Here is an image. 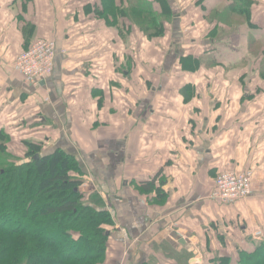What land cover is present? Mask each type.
Masks as SVG:
<instances>
[{
	"label": "crops",
	"instance_id": "crops-1",
	"mask_svg": "<svg viewBox=\"0 0 264 264\" xmlns=\"http://www.w3.org/2000/svg\"><path fill=\"white\" fill-rule=\"evenodd\" d=\"M231 2L187 9L172 29L182 39L155 38L146 53L144 34L131 46L98 0H0V128L76 158L72 175L115 222L106 264H264V0L255 28ZM40 38L55 39L57 55L34 86L16 60ZM182 56L200 65L185 69ZM248 169L250 196L211 198L221 172Z\"/></svg>",
	"mask_w": 264,
	"mask_h": 264
},
{
	"label": "trees",
	"instance_id": "trees-1",
	"mask_svg": "<svg viewBox=\"0 0 264 264\" xmlns=\"http://www.w3.org/2000/svg\"><path fill=\"white\" fill-rule=\"evenodd\" d=\"M204 1L196 4L204 7ZM129 4L127 9L117 6L118 0H98L95 12L118 27L125 39L132 37L133 29L149 39L166 36L165 22L175 18L170 0ZM255 4L254 0H233L230 9L255 28ZM211 14L205 12L206 17L212 18ZM122 18L131 22L128 29L124 21L121 24ZM219 34V28H214L211 37ZM210 44L224 48L216 38ZM186 58L179 60L183 68L200 65L199 61L188 65ZM9 137L0 128V153H9ZM21 143L24 157L0 167V264H106L115 222L101 196L84 191L82 178L72 175L80 168L76 158L61 148L43 154L42 141ZM146 185L153 189L154 182Z\"/></svg>",
	"mask_w": 264,
	"mask_h": 264
},
{
	"label": "built area",
	"instance_id": "built-area-1",
	"mask_svg": "<svg viewBox=\"0 0 264 264\" xmlns=\"http://www.w3.org/2000/svg\"><path fill=\"white\" fill-rule=\"evenodd\" d=\"M56 55L55 39H37L18 56L16 70L26 83L37 86L53 73ZM253 178L252 169L240 172L225 170L215 178L211 198L223 204L247 198L253 192Z\"/></svg>",
	"mask_w": 264,
	"mask_h": 264
},
{
	"label": "rangeland",
	"instance_id": "rangeland-1",
	"mask_svg": "<svg viewBox=\"0 0 264 264\" xmlns=\"http://www.w3.org/2000/svg\"><path fill=\"white\" fill-rule=\"evenodd\" d=\"M118 1H119L120 4H118L117 6H124V7H127V9L128 8L130 9V4L129 3H133L134 5H136L139 2V0H123V2H122V0H118ZM198 1L199 0H170V4L173 5L172 7H173V10H174V13H175V16H174L175 18H172L171 20H167L165 22L166 23V36L162 37L161 38L162 40H164L166 37H169V36L174 37V39L177 37V41L178 42L182 39L183 35H182V32H180L181 29H179L180 30L179 32L177 31L174 34H172V29L174 28L175 21L179 20L180 23H181L182 20H180L179 18L186 15L187 9L188 10H192V8H194V7H200L199 5L196 4ZM196 15L198 16L196 22L199 23L200 22L199 20H201L202 16L198 12H196ZM194 18H195V16H194ZM128 20H129L128 18H125V19L122 18V21H120V22H121V24H123V21L125 22V21H128ZM184 20L186 21V19H184ZM186 24H188L187 27H190V29H187L186 32L190 33L192 36H194V35L196 36V33H197L198 29L192 27L193 23L190 21V25L191 26H189V20H188V21H186ZM199 25H200V23H199ZM200 28L201 27H199V29ZM133 32H134V29L131 31V33L133 34ZM192 36L189 35L188 39H190V37H192ZM144 37H145V41L144 42L146 44V46H145L146 47V53L153 52V50L151 51L152 47H154V45L157 46L155 44V39H149L148 37H146V35H144ZM128 39H130V38H128ZM128 39H125V40L128 41ZM132 39L133 38H131L129 40V43L131 44V46H132V44H135V40H136V44H137V41H138L136 39V36H135L134 40H132ZM139 43H140V45H143L141 40L139 41ZM173 44H174V41H173ZM161 45H162V47H161ZM161 45H160L161 48H163V46L165 47V43H161ZM258 48L259 47H256V49H258ZM149 49H150V51H148ZM162 50H164V48ZM165 53H166V51L163 54H165ZM148 60H149V57L147 56V61ZM146 65H149V64L146 63ZM260 69H261L260 68V63L258 62L257 63V70H260ZM259 82H260V79H259V81H258V79H255V81L253 83L260 84L261 82L260 83ZM9 146H10V151L12 153H14V155L11 156L9 153H0V167H3L7 163L12 162V161H14L16 159L24 157L23 155L25 153V148H24L23 144L21 143V141L19 142L18 140L17 141L15 140L14 143L13 142H9Z\"/></svg>",
	"mask_w": 264,
	"mask_h": 264
}]
</instances>
